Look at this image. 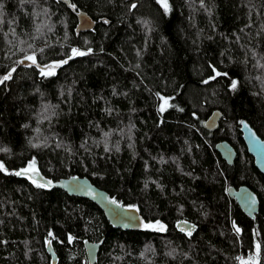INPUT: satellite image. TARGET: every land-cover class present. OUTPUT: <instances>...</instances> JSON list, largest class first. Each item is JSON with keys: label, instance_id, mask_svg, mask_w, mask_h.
Wrapping results in <instances>:
<instances>
[{"label": "trees", "instance_id": "1", "mask_svg": "<svg viewBox=\"0 0 264 264\" xmlns=\"http://www.w3.org/2000/svg\"><path fill=\"white\" fill-rule=\"evenodd\" d=\"M70 2L89 31L60 0H0V264H51L48 241L57 264H88L84 239H103L95 264H248L254 243L264 264V174L239 132L264 141V0ZM33 162L88 177L144 226L116 229L92 201L15 175ZM240 184L259 199L252 219L225 193Z\"/></svg>", "mask_w": 264, "mask_h": 264}, {"label": "water", "instance_id": "2", "mask_svg": "<svg viewBox=\"0 0 264 264\" xmlns=\"http://www.w3.org/2000/svg\"><path fill=\"white\" fill-rule=\"evenodd\" d=\"M60 1L66 4L76 17V35L81 32L89 31L93 27L94 21L86 10L81 8L76 9L70 0ZM219 117L220 112L218 110H213L209 116L203 120L202 127L209 131L214 130L217 127ZM239 132L246 152L252 158L253 166L259 173L264 174V141L257 135L249 123L244 120L239 122ZM214 149L225 163H232L236 151L229 142L226 140H219L214 144ZM20 172L22 175H27L30 179L47 187L59 188L69 195L92 201L102 210L108 222L116 229L139 230L144 226L143 219L136 207L126 206L117 202L107 191L93 184L86 176L71 175L58 180H51L37 170L36 173H38V175L31 171L25 173L21 170ZM225 193L228 198L234 200L240 211L247 217L252 219L257 213L259 199L257 194L247 185H229L226 187ZM112 200L116 203H110ZM117 205H119V207H117ZM174 226L183 231L184 234L191 231V225L184 221L175 222ZM102 241L103 239L99 241L84 239L83 246L88 264H95L97 262ZM46 250L51 257V264H57V255L50 241L46 243Z\"/></svg>", "mask_w": 264, "mask_h": 264}, {"label": "snow or ice", "instance_id": "3", "mask_svg": "<svg viewBox=\"0 0 264 264\" xmlns=\"http://www.w3.org/2000/svg\"><path fill=\"white\" fill-rule=\"evenodd\" d=\"M158 3H161V5L164 7V9H165V11H167L168 10V5H167V0H158ZM86 53H84V52H81V51H79V50H77V49H72V56H82V55H85ZM26 59H28V60H31L33 63H35V57L34 56H26L25 57ZM72 57H69V59H71ZM64 63H67V61H64ZM56 66H59V65H55V66H52V67H56ZM50 74H52V73H45V72H42V75H50ZM217 75H219V73H217ZM10 76H11V73H9L8 75H6V76H4L3 77V80H8L9 78H10ZM0 82H2V81H0ZM236 87V83H235V81L233 82V88H235ZM165 103H167V101H165ZM164 110V108H163V106L160 108V111H163ZM0 171H4V167H3V164H0ZM29 171H31L32 173H34V174H36V175H38V173H36V169H35V167H34V162L32 163V164H30L29 166H28V168H26V169H24L23 170V172H29ZM22 173L21 172H16L15 173V175H21ZM34 184H36V186L37 187H43V185L42 184H39V183H37L35 180H33L32 181ZM110 203H113V204H115L116 202L114 201V200H112V201H110ZM117 207H119V205H117ZM134 210V209H133ZM145 227L146 228H152V227H154L153 225H145ZM158 227H159V229H163V225H158ZM236 231L237 232H239V229L237 228L236 229ZM188 235H191V231H189L188 232ZM69 239H71V237L69 238ZM259 245H257V250H259Z\"/></svg>", "mask_w": 264, "mask_h": 264}, {"label": "rangeland", "instance_id": "4", "mask_svg": "<svg viewBox=\"0 0 264 264\" xmlns=\"http://www.w3.org/2000/svg\"><path fill=\"white\" fill-rule=\"evenodd\" d=\"M164 105H165L164 99H160V107ZM242 261H245L248 264H256L257 262V244L256 243H254L253 251L247 256L245 260H242Z\"/></svg>", "mask_w": 264, "mask_h": 264}, {"label": "flooded vegetation", "instance_id": "5", "mask_svg": "<svg viewBox=\"0 0 264 264\" xmlns=\"http://www.w3.org/2000/svg\"><path fill=\"white\" fill-rule=\"evenodd\" d=\"M186 236H189L188 233L185 234Z\"/></svg>", "mask_w": 264, "mask_h": 264}]
</instances>
